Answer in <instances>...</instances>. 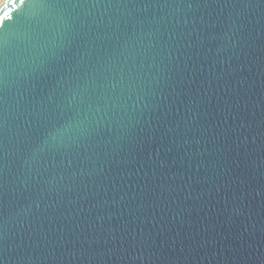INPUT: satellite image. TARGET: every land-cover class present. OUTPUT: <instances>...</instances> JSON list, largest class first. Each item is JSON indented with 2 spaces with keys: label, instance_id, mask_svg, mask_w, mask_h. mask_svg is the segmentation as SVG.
Listing matches in <instances>:
<instances>
[{
  "label": "water",
  "instance_id": "water-1",
  "mask_svg": "<svg viewBox=\"0 0 264 264\" xmlns=\"http://www.w3.org/2000/svg\"><path fill=\"white\" fill-rule=\"evenodd\" d=\"M22 13L3 62L0 264H264V0ZM82 72L88 92L67 91ZM49 105L59 123L33 136Z\"/></svg>",
  "mask_w": 264,
  "mask_h": 264
},
{
  "label": "snow or ice",
  "instance_id": "snow-or-ice-1",
  "mask_svg": "<svg viewBox=\"0 0 264 264\" xmlns=\"http://www.w3.org/2000/svg\"><path fill=\"white\" fill-rule=\"evenodd\" d=\"M46 0H0V137L3 136L7 128V120L3 115V108L7 102V79L6 72L3 70V62L6 60L4 53L7 49L8 38L13 33H19L23 26L24 21L26 20V14L22 13L18 17H13L10 13L21 9L23 6H26L28 11L31 12L32 9L44 7ZM10 6V7H9ZM47 6H56L62 7L60 3L49 4ZM11 22V23H9ZM98 63V62H97ZM42 66L45 71H48L51 75L55 76L57 73L61 74L63 78L62 68L60 67V62H51L45 58L42 60ZM97 74H99L97 70ZM67 91L76 93H87L89 90V82L87 78V73L82 72L79 75H71L66 81L65 85ZM59 114V105H49L47 108L41 107L39 112H36V123L37 128L36 132L32 135H36L39 131H47V129L52 126L54 123H59L58 120ZM78 126H81V122H78ZM92 126L89 125V128ZM98 127V126H97ZM87 131V129H85ZM29 142L32 143L34 148L36 143L31 140L29 137ZM4 144L3 140L0 139V161L3 160Z\"/></svg>",
  "mask_w": 264,
  "mask_h": 264
}]
</instances>
